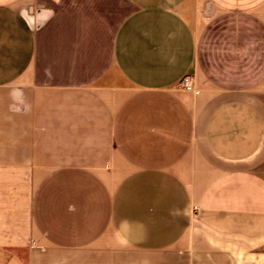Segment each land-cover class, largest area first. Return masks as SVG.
Listing matches in <instances>:
<instances>
[{
  "label": "crops",
  "instance_id": "crops-1",
  "mask_svg": "<svg viewBox=\"0 0 264 264\" xmlns=\"http://www.w3.org/2000/svg\"><path fill=\"white\" fill-rule=\"evenodd\" d=\"M0 264H264V0H0Z\"/></svg>",
  "mask_w": 264,
  "mask_h": 264
},
{
  "label": "built area",
  "instance_id": "built-area-1",
  "mask_svg": "<svg viewBox=\"0 0 264 264\" xmlns=\"http://www.w3.org/2000/svg\"><path fill=\"white\" fill-rule=\"evenodd\" d=\"M179 86L186 92H193V93H197V91L194 90L192 82L190 79L185 78L183 79L180 83Z\"/></svg>",
  "mask_w": 264,
  "mask_h": 264
}]
</instances>
